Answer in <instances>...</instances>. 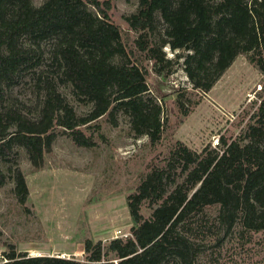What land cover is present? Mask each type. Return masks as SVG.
<instances>
[{
  "label": "trees",
  "instance_id": "1",
  "mask_svg": "<svg viewBox=\"0 0 264 264\" xmlns=\"http://www.w3.org/2000/svg\"><path fill=\"white\" fill-rule=\"evenodd\" d=\"M112 1L45 0L35 7L31 0H0V187L7 178L2 163L17 146L25 149L35 169L43 167L57 128L77 146L94 148L93 137L82 127L100 128L96 123L105 116L116 127L124 112L134 136H147L152 145L161 140L163 107L150 92L146 70L132 61L133 51H127L121 29L110 19ZM158 15L166 28L150 40L147 34L156 31ZM126 21L143 32L135 45L159 74L173 63L165 47L187 51L178 57L194 89L209 92L242 54L264 77V0H139L138 11ZM27 37L30 46L22 43ZM51 39L50 75L43 71L37 82L38 116L3 107L5 90L22 71L42 65L41 42ZM58 82L70 83L79 100L92 104L90 112L78 115ZM262 83L256 111L236 139L220 135L217 147L208 144L200 152L177 142L165 166L141 180L127 200L131 236L108 244L87 239L83 260L13 250L3 264H195L193 226L208 207L218 208V220L227 229L264 232V79ZM177 101L182 109L180 96ZM14 180L13 192L24 207L29 189L21 170ZM147 202L149 218L141 212Z\"/></svg>",
  "mask_w": 264,
  "mask_h": 264
},
{
  "label": "rangeland",
  "instance_id": "2",
  "mask_svg": "<svg viewBox=\"0 0 264 264\" xmlns=\"http://www.w3.org/2000/svg\"><path fill=\"white\" fill-rule=\"evenodd\" d=\"M31 1L35 7L45 2ZM138 8L139 0H113L109 15L121 29L127 51H133L132 61L146 70L150 92L163 107L161 140L152 145L147 136H134L130 116L120 112L116 127L107 116L96 123L100 128L82 127L87 136L93 137L94 148L77 146L63 129L57 128L58 136L52 150L45 154L41 169H35L25 149L17 146L15 154L2 163L7 178L0 187V264L13 250L29 256L83 260L87 239L104 244L115 238L126 239L133 227L128 197L149 172L165 166L177 142L200 152L208 144L217 147L220 135L234 140L246 130L264 79L247 56L239 55L209 92L194 89L186 75L184 60L178 56L187 51L173 52L165 47L173 63L159 74L154 61L135 45L143 32L133 30L126 21ZM157 18L156 31L147 34L150 40L166 28L162 18ZM22 43L32 44L29 37ZM53 44L52 39L41 42L42 65L18 75L13 86L5 90L3 107L19 108L34 119L38 116L37 82L43 71L50 75L46 71L52 68ZM58 89L78 115L90 112L92 104L79 100L70 83L58 82ZM183 110L189 114L183 115ZM18 169L29 189L24 207L13 192ZM141 212L145 218L151 216L148 202ZM193 227L198 253L195 264H264V232L254 234L240 226L227 229L218 220V208H205Z\"/></svg>",
  "mask_w": 264,
  "mask_h": 264
}]
</instances>
